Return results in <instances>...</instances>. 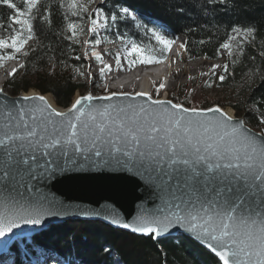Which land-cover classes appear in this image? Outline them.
<instances>
[{
  "label": "snow or ice",
  "instance_id": "6c2138e0",
  "mask_svg": "<svg viewBox=\"0 0 264 264\" xmlns=\"http://www.w3.org/2000/svg\"><path fill=\"white\" fill-rule=\"evenodd\" d=\"M23 2L28 6L29 11L37 4V0H23ZM0 3L15 11V15L9 17L12 25L28 24L27 19H21L25 15L24 11L12 0H0ZM96 11L99 13L101 9L98 8ZM120 12L124 17L131 15L128 9H120ZM124 17L119 13L112 16L117 32L119 23ZM92 23L94 25L95 20ZM72 27L73 25H69V28ZM28 30L31 31V25H28ZM234 30L244 31L246 34H251L253 31L251 28ZM89 31L95 32L96 29L93 27ZM153 36L162 46L161 54L166 53L172 41L155 32ZM23 43L22 35L16 32L7 39H0V50L5 52L13 50V54L0 56V60L15 58V53L21 52ZM221 47L229 48V45L223 44ZM181 48H184V44H181ZM136 52L142 50L133 45L128 54ZM93 55L99 59L98 54L94 52ZM154 59L141 57L139 62L147 64L152 63ZM120 61L121 55L117 52L118 67ZM219 67L220 65H212L213 71ZM109 69V65H104L100 69V74L103 75ZM224 70L227 71V65L224 66ZM15 71L16 69H13V73ZM218 79L223 82L225 75H220ZM159 87L164 88L165 85L161 84ZM138 95L148 94L138 93ZM0 98H2V89H0ZM30 99L32 98L28 96L22 98L23 101ZM38 99L44 100L43 97ZM81 99L91 100L92 96L89 94L77 99L72 105L73 109L77 108ZM153 103L158 106L167 104L169 107L145 109L128 105L112 110L117 114L112 125L119 123L118 131L121 135L117 140L109 141L111 147L107 151L109 155L122 152L127 158L124 163L117 159L114 170L131 171L129 164L138 165L137 174L161 192L168 190L175 176H182L185 181L184 188L189 191L185 200L169 205L170 210L167 215L151 214L149 218L145 214L138 217L144 226L136 227L132 231L142 234L155 233L153 238L156 239L167 231L174 218L177 224H186L190 232L195 233L198 238H203V242L207 243V247L223 261V264H229V250H225L228 246H231L232 264H240L238 257L241 255L255 256L254 264H264V135L257 136L245 127L243 120H234L220 107L184 108L181 104L162 100H155ZM95 111V109L89 110L87 113L89 120H95L93 115ZM30 112L33 110L23 104L19 108H16L15 104L10 107L8 105L0 107V114H4L7 121L5 124L7 130L0 138V146H3V152L13 164H29L31 160L51 157L50 160H45L43 165H35L36 168H41V171L29 167L28 175L31 180L43 182L51 179L56 172L64 171L72 162L69 146L74 154L94 151L96 157L102 155L97 140H92L91 146H88L90 125L83 120L85 115L83 109L67 121L47 120L42 121L41 124L33 121L32 126L26 119ZM206 112L214 115L203 118ZM54 115L64 117L65 113L55 112ZM69 115L71 116V113ZM100 115L107 117L108 110L105 109ZM260 120L264 123V115ZM13 122L15 127H12ZM9 132L12 134L10 135ZM104 132H108L109 136L112 135L106 121L102 120L98 126V133ZM52 136L57 138L52 143H45V140ZM97 139H99L98 134ZM117 141L130 146L131 151L118 148ZM56 145H60V148L57 149ZM29 152L33 155H28L27 159H16ZM37 152L40 153L39 157L34 155ZM61 157L67 158L63 167L59 163ZM36 192L33 203L27 206L21 205L14 213L7 211L0 213V238H5L4 245L15 246L18 243L8 235L18 227L17 221L39 224L42 216L50 214L47 213L45 205L55 206L54 201L49 200L39 188ZM257 194L261 197L262 209L258 212L251 210L250 205V198ZM91 214L80 213L84 216ZM99 214V212L95 213V215ZM123 227L130 228L131 225L124 224ZM217 244L220 251H217Z\"/></svg>",
  "mask_w": 264,
  "mask_h": 264
},
{
  "label": "trees",
  "instance_id": "16d2710c",
  "mask_svg": "<svg viewBox=\"0 0 264 264\" xmlns=\"http://www.w3.org/2000/svg\"><path fill=\"white\" fill-rule=\"evenodd\" d=\"M95 1L37 0L29 11L23 0H12L24 11L21 19H27V25H12L9 17L15 11L0 3V36L7 39L16 32L22 35L23 45L28 43L25 50L15 53L21 63L4 82L8 93L30 89L51 93L56 104L66 107L76 92L87 91L81 77L85 63L80 58V40L88 31L86 24L95 16L88 11ZM100 8L108 17L111 37L131 40L154 60L165 53L161 54L162 46L153 32L171 41L185 36L188 59L217 58L221 45L228 44L221 74L225 80L219 81V75L201 79L205 86L228 90L227 95L214 101L200 91L194 97L173 98L194 106H231L247 124L258 130L264 128L260 120L264 115V0H104ZM120 9L134 12L138 20L124 17ZM116 13L124 17L118 32L112 21ZM237 28L253 31L246 34L235 31ZM11 54L13 50H0V56ZM133 56L135 62L142 57L137 53ZM6 60H0V65ZM16 241L7 252L16 254L14 264H22L25 249L34 257L33 251L27 250L32 245L43 255H52L55 264H221L185 235L154 239L152 234L139 235L99 220L69 219Z\"/></svg>",
  "mask_w": 264,
  "mask_h": 264
},
{
  "label": "water",
  "instance_id": "95a60500",
  "mask_svg": "<svg viewBox=\"0 0 264 264\" xmlns=\"http://www.w3.org/2000/svg\"><path fill=\"white\" fill-rule=\"evenodd\" d=\"M183 39L185 46L186 38L180 35ZM2 89V88H0ZM139 92L129 91H113L110 93L92 94L91 92H85L83 94H77L73 97L71 103L66 106H60L56 104L54 98L53 103L46 97L47 93H41L39 91H26L18 94H10L2 89V98H0V107L8 105L9 107L15 104L16 108H19L23 104L26 108L32 109L33 112L29 113L26 118L30 126L33 125V121L36 124H41L42 121H67L71 117L76 116L80 109L84 110L85 115L83 120L86 121L90 127L88 128L89 147L92 140H97L99 150L102 155L100 157L95 156V152H86L82 154H74L69 146V156L71 157V163H69L66 169L62 172H56L51 179L43 182L31 180L28 175V169L32 166L33 170L41 171V168H36L35 165H43L45 160H50L51 157H43L42 159H36L29 161V164H13L8 160L7 155L3 152V146H0V213L5 211L9 213L16 212L21 205L27 206L33 203V197L37 195V188L48 197L49 200L54 201L55 206L45 205L47 213L41 217L39 224L20 223L17 221L18 227L13 230V233L8 235L15 240L18 238L31 236L39 233L43 230L50 228L54 224L62 223L69 219L74 220H99L108 225L116 228L128 230L130 232L139 235V232H134L132 229L144 226L143 222L138 219L142 215L147 214L150 218L151 214L167 215L170 204L179 203L181 200L187 198V191L184 188V178L182 176H175L169 185L166 192H161L155 187L146 183L145 179H142L137 174V166L129 164L132 168L131 171L127 170H114L116 167L117 159L124 163L127 159L123 156L122 152H117L109 155L107 149L111 147L109 141L117 140L121 135L119 133V123L112 125V121L116 119V113L113 109L126 107L128 105H135L137 107H143L145 109H158L160 107H169V105L158 106L153 103L155 100L170 101L172 104H179L170 98L161 99L152 97L150 95H138ZM51 95V93H49ZM91 95V100L81 99V103L77 105L76 109L72 108V105L77 99L83 96ZM28 96L32 99L23 101L22 98ZM52 96V95H51ZM43 97L44 100L38 99ZM53 97V96H52ZM184 108H192L185 104H181ZM220 107L221 110L231 116L234 120H243L244 125L251 132L257 136L264 135V132L253 128L246 123L243 115H235L233 112L229 114L224 110V107L213 104L206 107H195L197 109H207ZM95 109V120H89L87 113L89 110ZM108 110V116L102 117L100 114ZM55 112L65 113L64 117H57ZM71 113V116L69 115ZM214 114L206 112L203 118H210ZM218 115V114H216ZM106 121L109 126V131L112 135L109 136L108 132L102 134L98 133V126L101 121ZM7 123L4 114H0V138L3 137V132L6 131L5 124ZM12 127H15L13 122ZM39 132V128L37 129ZM49 131L51 129L49 128ZM11 135L12 133L9 132ZM97 134L99 139H97ZM57 137L52 136L45 140V143H52ZM63 139V138H61ZM81 141L83 140V134H80ZM116 146L122 150L131 151V147L125 145L122 141H117ZM56 148H60V145H56ZM52 150V149H49ZM43 151V149H41ZM28 155H33L29 152L27 155L16 157L17 160L27 159ZM36 157L40 156L37 152L34 154ZM115 156V159H113ZM65 157H61L59 160L60 165L63 167ZM55 167V165H53ZM261 197L259 194L250 198L251 210L262 211L260 207ZM174 210V209H171ZM81 212H89L91 215H80ZM99 212V215L95 213ZM124 224L131 225L130 228H124ZM154 236L155 233H152ZM185 235L196 243L200 244L208 251H210L218 260L223 264V261L207 247V243L203 242V238H198L195 233L190 232L187 229L186 224H177L173 218L171 226L163 233L159 238L163 237H179ZM0 238V255L6 254L9 250V245H4L3 240ZM216 243L213 241H208ZM230 247L225 250H229V264H232V256ZM220 247L217 244V251H220ZM240 264H254L256 261L255 256L249 257L248 255H241L238 257Z\"/></svg>",
  "mask_w": 264,
  "mask_h": 264
},
{
  "label": "bare ground",
  "instance_id": "6f19581e",
  "mask_svg": "<svg viewBox=\"0 0 264 264\" xmlns=\"http://www.w3.org/2000/svg\"><path fill=\"white\" fill-rule=\"evenodd\" d=\"M93 6L94 7L97 6V8H100V5H98V2L94 3ZM91 12H94L93 9L91 10ZM97 17L98 16H96L95 14V16L90 19V21L92 20L96 21ZM100 23L102 25L100 26V28L102 29V37L104 40L99 41V39L96 38L95 36L90 37V43H92V45L94 46L93 47L91 46V51H89L90 53H88L87 56H85V60L87 62H90L91 66H93L95 62H99L100 60L104 61L106 64L110 66H113L116 61V53L115 51L111 49V46H110L111 42L108 40L110 38H112V40H115V39L111 37L109 34L110 32V28L108 27L109 24L105 26L103 18L101 19ZM88 34H89V30L81 38L87 37ZM123 41L125 42V40ZM95 42L96 43L98 42V43L95 44ZM183 43H184L183 39L179 35L172 42V44L169 47V50L165 53V55L160 60H157L152 63H147V64L141 63L139 61L138 62L133 61L132 63L127 65V68L126 66L120 67L117 73H115V71L113 73H110L109 77H107L106 81L104 82L106 84V88H108L109 91L101 92V93H110L113 91H121L119 89H123V88L135 87L136 90L132 92L147 93L148 95L154 97L152 94L153 88H154L153 86L163 84L165 85V87L161 88V90H163L162 92L164 94L162 97H157V98L167 99L166 94H167L169 85L172 83L181 84L185 80V75L187 73H193V74L194 73L202 74L204 72L211 73V72H214L212 69V65H220V67L217 68L215 71L221 68L224 62L223 57H217L213 59H209L205 57H201V58H197L193 60L185 59L181 64L179 65L176 64L177 55L181 51L184 52V48H181V44ZM80 50H81V46H80ZM94 52L99 55V59H97L96 56L93 55ZM133 54L134 53H132V56L131 55L130 56L133 57ZM126 57L128 61L127 63H129L130 58L128 55ZM142 57H145L144 54L142 55ZM80 58L82 59L81 55H80ZM82 60L85 63L84 59ZM122 60H124V58ZM134 65H137V67H134ZM12 68L13 67L11 66L10 69L8 70V73L9 71L12 70ZM176 73L177 75L175 76ZM102 78L104 79L103 75H101V79ZM2 79H3L2 74L0 73V82L2 81ZM102 88H105V87H102ZM46 97L48 98L50 102L53 103V97L49 93L46 94ZM172 100L179 104H185L180 100H175V99H172ZM185 105L190 106L188 104H185ZM201 107H206V106H201ZM224 110L228 112L229 114H232L234 112V110L229 107H224ZM36 234H33V235H36Z\"/></svg>",
  "mask_w": 264,
  "mask_h": 264
},
{
  "label": "rangeland",
  "instance_id": "374dc122",
  "mask_svg": "<svg viewBox=\"0 0 264 264\" xmlns=\"http://www.w3.org/2000/svg\"><path fill=\"white\" fill-rule=\"evenodd\" d=\"M96 2H98V5H101L104 3V0H96L95 3ZM92 6L93 5H91L89 7L88 11L90 12L93 9L96 16L99 15L102 18H104L103 13L101 11L99 13H97V11H96L98 9L97 6H95V7L93 6L94 8ZM130 17L133 18L132 13H131ZM134 20L136 21V18ZM92 21H89L86 24V27L88 28V30L90 28L95 27V29L97 30V32L99 34L98 35L99 41L100 40L102 41V29L100 28L101 25L100 24L96 25V22L93 25ZM91 35L93 36V32L89 31V34L87 35L89 38L83 37V38H81V42H80V46H81L80 55H81L82 59H84V61H85L84 69L81 72V73H83V75H81V77L84 79V81L87 84L88 88H87L86 92H91L92 94H99L101 92H107L109 90H108V88H106V84L104 83L106 81V79L105 78L101 79V75H98V73L95 72V69L97 68L96 65L91 66V63L87 62L85 60V56H87L89 51H91V46L92 47L94 46V45H92V43H90ZM0 39H6V37H1ZM108 41L111 42V44H110L111 49L113 51H115V53L119 52L121 57H124V58H126L127 55L129 56L130 62L126 63V61H125L126 68H127V65H129L130 63L135 61L134 60L135 57L134 56L131 57L132 54H131V56L128 54L129 50L133 47V45H135L134 42H132L131 40L124 42L123 40L120 39V37L116 40H112V38H110ZM27 44L28 43L23 45L21 51H23V49L25 50V48H27V46H28ZM137 47L139 49H141L139 46H137ZM227 49L228 48H222L220 50V56L219 57H223L224 61H225ZM142 52H143V50H142ZM142 52L141 53L138 52V53L142 54ZM144 56L145 57H143V58L150 57V56H147L145 54H144ZM185 59H188V58H186V53H185V51L184 52L181 51L176 57V64H178V65L181 64ZM188 60H193V59H188ZM20 63H21V59L13 58V59H7L2 65H0V73L2 74V78H3L2 81L0 82V86L2 87L3 90L6 89L4 87V81H5L4 79L6 76L8 77V75L10 73V71L8 73V70L12 66L13 67L12 71H13V69H15V67H18L20 65ZM223 65H224V62H223L222 66L219 70L211 72V73H208V72H204L202 74L187 73L185 75V80L181 84L172 83L169 85L166 97L171 98V99H174L173 96H179V95H183V96L188 95L189 97H194L196 94H198L200 91H202V92L208 94L209 96H211L213 98V100L216 101L217 98L224 96V95H227L229 92L228 90H225L221 87H208V86H205V84L201 83L202 78H204L206 80L208 78V76H210V75H219L220 76L222 74V71H223ZM176 75H177V73L175 74V76ZM159 86L160 85L153 86L154 88H153L152 94L154 97H162L164 94L162 92L163 90H161V88ZM102 87H105V88H102ZM119 90L132 92V91H135L136 89H135V87H131V88H123V89H119ZM29 91H37V90L30 89ZM77 94H80V92H76L74 94V96H76ZM214 104H217V103H214ZM190 106L193 107L194 105H190ZM195 107H199V106H195ZM224 107H229V108L233 109L231 106H224ZM261 131L264 132V128ZM30 247L31 248H27V250L33 251L34 257L32 258L29 255H27V252L25 249L24 253H23L24 256L22 257V260H23L22 264H55L52 261V259H53L52 255H48V256L43 257L41 255V253L39 251H37L36 247H34L33 245ZM15 256H16V254H12V253H10V254L6 253L4 255L3 254L0 255V264H6V263L14 264V260L16 259Z\"/></svg>",
  "mask_w": 264,
  "mask_h": 264
},
{
  "label": "clouds",
  "instance_id": "9594fccd",
  "mask_svg": "<svg viewBox=\"0 0 264 264\" xmlns=\"http://www.w3.org/2000/svg\"><path fill=\"white\" fill-rule=\"evenodd\" d=\"M101 12L103 13V19H104V25L106 26V25H108L109 24V21H108V17L106 16V13H104V11H102L101 10ZM0 38H1V36H0ZM24 50V49H23ZM16 68V67H15ZM10 73H12V71H10ZM9 76V75H8ZM7 79V76L5 77V79L4 80H6ZM5 82V81H4ZM0 88H2L1 86H0ZM6 90V89H5Z\"/></svg>",
  "mask_w": 264,
  "mask_h": 264
}]
</instances>
